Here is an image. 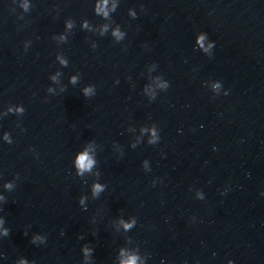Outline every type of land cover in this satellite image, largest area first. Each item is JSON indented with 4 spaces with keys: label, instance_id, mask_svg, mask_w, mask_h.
Here are the masks:
<instances>
[{
    "label": "water",
    "instance_id": "water-1",
    "mask_svg": "<svg viewBox=\"0 0 264 264\" xmlns=\"http://www.w3.org/2000/svg\"><path fill=\"white\" fill-rule=\"evenodd\" d=\"M131 257L264 264V0H0V264Z\"/></svg>",
    "mask_w": 264,
    "mask_h": 264
},
{
    "label": "clouds",
    "instance_id": "clouds-1",
    "mask_svg": "<svg viewBox=\"0 0 264 264\" xmlns=\"http://www.w3.org/2000/svg\"><path fill=\"white\" fill-rule=\"evenodd\" d=\"M106 3V0H105ZM101 11H103V8L100 9ZM106 15V13H105ZM117 35H119L118 33H116ZM203 40V37H201V41ZM89 90H86V93ZM7 138V136H6ZM92 165V161L91 159L88 157L87 153L81 154L78 158V166L79 168L83 171V170H87L91 167ZM6 187H10V185H6ZM101 190V187L99 185H97L95 187V191L98 192ZM126 228L131 227V225H125ZM8 231L5 229L4 230V235H7ZM123 264H135V257H131L129 260L124 261Z\"/></svg>",
    "mask_w": 264,
    "mask_h": 264
}]
</instances>
